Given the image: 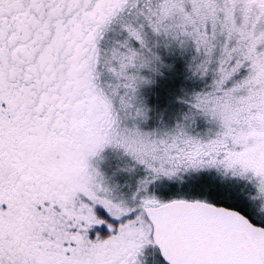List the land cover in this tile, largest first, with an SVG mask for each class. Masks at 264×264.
Segmentation results:
<instances>
[{
  "label": "snow or ice",
  "instance_id": "1",
  "mask_svg": "<svg viewBox=\"0 0 264 264\" xmlns=\"http://www.w3.org/2000/svg\"><path fill=\"white\" fill-rule=\"evenodd\" d=\"M0 264H264V0H0Z\"/></svg>",
  "mask_w": 264,
  "mask_h": 264
}]
</instances>
